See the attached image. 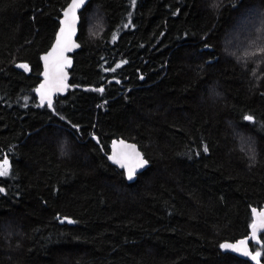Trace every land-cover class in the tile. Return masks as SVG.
Instances as JSON below:
<instances>
[{"label":"trees","instance_id":"1","mask_svg":"<svg viewBox=\"0 0 264 264\" xmlns=\"http://www.w3.org/2000/svg\"><path fill=\"white\" fill-rule=\"evenodd\" d=\"M58 1L69 2L0 0V160L9 163L0 176V264H247L219 245L246 236L252 207L264 205V0H89L69 82L103 91L69 88L40 106L39 56L66 6ZM207 10L212 20L200 17ZM7 27L13 39L3 38ZM119 137L149 161L132 182L105 155ZM192 200L199 212L209 207L195 213ZM259 237L264 264V230Z\"/></svg>","mask_w":264,"mask_h":264},{"label":"water","instance_id":"2","mask_svg":"<svg viewBox=\"0 0 264 264\" xmlns=\"http://www.w3.org/2000/svg\"><path fill=\"white\" fill-rule=\"evenodd\" d=\"M89 2V0H85V3L81 5L80 8L76 10L75 13V23L72 25V34L70 36V44L67 50L63 51L62 56L60 57V63L62 64V67L55 69L54 71V76L57 81L62 80L63 86L60 84L56 85H51L50 84V91H48V96L41 101V96L40 92L37 91L40 89V86L42 84H45L46 78H45V71H46V62L43 59L46 55H48L50 52L53 51L54 48L57 47V40L60 35V29L63 26L62 21L65 19L64 13L68 11L70 5L73 3V0H69V2L66 4L64 9L61 11V16L59 18V26L57 28V31L55 33L54 39L49 46V48L40 54L39 59L41 63V72H40V81L37 83V85L34 88V94L36 96L37 103L40 106L43 105H48V99H51V103L54 102L55 97L64 95L69 88H78V89H83V90H95L98 91V89H103L101 86H93V85H86V86H80V85H73L70 84V69L72 68L74 64V54L75 52L81 47L80 42L77 40L78 32H79V24L81 21V11L83 8L86 6V4ZM53 64L50 58V61L48 63V70L50 71V75L53 74ZM106 158L108 159L109 163L112 165L116 166L119 169H122L124 172V176L127 180V182H132L136 179V176L143 170L145 169L149 161L144 157L142 151L140 150L139 146L129 140H126L122 137H119L117 139H112L109 145V152L105 153ZM143 158L144 160H147V164L144 165L143 167H136L137 163L139 162V158ZM133 168L135 170V175L131 180L127 178L128 176V169ZM255 210V212L253 211ZM252 212V222L249 227V232L246 236L237 238L236 240H225L223 241L222 244L228 243V244H233L236 245L238 244L239 241H246V248L247 251L251 252L253 255H255V252H253L250 248V243H259L260 242V237H259V232L263 231L264 229H258L257 234H256V239H252V228L251 225L252 223L256 220V215L255 213H260L264 212V205L260 208L258 207H252L251 209ZM224 250V249H223ZM225 252L234 254L240 258L247 259L249 260L252 264H257L256 260H253L251 256H246L243 254V251L241 252H236L234 250H224ZM258 262L259 264H263V262L260 260V257H258Z\"/></svg>","mask_w":264,"mask_h":264},{"label":"snow or ice","instance_id":"3","mask_svg":"<svg viewBox=\"0 0 264 264\" xmlns=\"http://www.w3.org/2000/svg\"><path fill=\"white\" fill-rule=\"evenodd\" d=\"M85 3V0H73V3L70 5L68 11L64 13L65 19L62 21V27L60 29V35L57 40V47L53 49L52 52H50L48 55H46L43 59L46 62V71L44 73L46 82L45 84H42L40 86V89L37 91L40 92L41 96V101L48 96V91H50V84L51 85H56L57 83L63 86L62 80L57 81L54 76V71L57 68L62 67V64L60 63V57L63 54V51L67 50L70 44V36L72 34V25L75 23V13L78 8L81 7ZM133 3H135V0H133ZM127 27V25H125ZM260 51H264V49H260ZM52 61L53 64V74L50 75V71L48 70V63ZM23 68H27L28 66L26 64L20 65ZM120 65L118 64L117 67ZM110 71H115V69H109ZM98 91H103V89H98ZM48 106L51 107V99H48ZM246 121L252 122L253 117L252 116H246L244 118ZM203 151L206 153L208 151V147L206 145L203 146ZM148 162L147 160H144L142 157L139 158V162L137 163L136 167H143L146 165ZM9 174V169H8V161L5 159L4 163L0 165V176H6ZM135 175V170L133 168L128 169V176L127 178L131 180L133 176ZM4 191L2 188H0V192ZM255 212V210H253ZM256 215V220L252 223L251 228H252V239H256V234L258 229H264V212L260 213H255ZM221 249L224 250H234L236 252H241L243 251V254L246 256H251L253 260L258 262V257L261 255L260 252H256L255 255H253L251 252L247 251L246 248V241H239L238 244L233 245V244H221L220 245Z\"/></svg>","mask_w":264,"mask_h":264},{"label":"bare ground","instance_id":"4","mask_svg":"<svg viewBox=\"0 0 264 264\" xmlns=\"http://www.w3.org/2000/svg\"><path fill=\"white\" fill-rule=\"evenodd\" d=\"M204 1H205V2H204ZM204 1H203V2L207 5V2H206L207 0H204ZM213 1L216 2V3H214V4H218L216 0H213ZM213 1L211 0V3H212ZM251 1H252V0H251ZM256 1H258V0H256ZM259 1H260V0H259ZM259 1H258V3H260V2L263 1V0H261L260 2H259ZM91 2H92V1H91ZM218 2H219V0H218ZM247 2H248V1H247ZM254 2H255V0H254ZM60 3H61V1H60ZM60 3H59V1H58V4H59V5H61L62 3H65V4H66V1L62 2L61 4H60ZM193 3H194V2H193ZM209 3H210V2H209ZM211 3H210V4H211ZM194 4H195V3H194ZM201 4H202V3H201ZM214 4L212 3L211 6H214V7H215ZM250 4H251V2H250ZM250 4H249V5H250ZM159 5H161V3H160ZM159 5H158V6H159ZM199 5H200V4H199ZM208 5H209V4H208ZM258 5H259V4H258ZM260 5H261V4H260ZM55 6H56V4H55ZM61 6H63V5H61ZM90 6H91V4H90ZM191 6H192V5H191ZM191 6H190V7H191ZM195 6H197V5H195ZM209 6H210V5H209ZM261 6L263 7V6H264V3H263ZM261 6H260V7H261ZM63 7H64V6H63ZM63 7H62V8H63ZM190 7H189V8H190ZM198 7H199V6H198ZM198 7H197V8H198ZM214 7H213V8H214ZM260 7H259V8H260ZM84 8H85V7H84ZM136 8H138V7H136ZM193 8H194V7H193ZM201 8H203V7H200V10H203V11L205 10V9H201ZM206 8H207V7H206ZM250 8H252V7H250ZM253 8H254V4H253ZM253 8H252V9H253ZM257 8H258V7H257ZM140 9H141V8H140ZM194 9H195V8H194ZM207 9L209 10V8H207ZM211 9H212V8L210 7V10H211ZM58 10H59V8H58ZM150 10H151V9H150ZM152 10H153V8H152ZM188 10H190V9H188ZM197 10H198V9H196V11H197ZM200 10H199V11H200ZM208 10H207V11H208ZM83 11L85 12V10H83ZM83 11H82V12H83ZM130 11H131V10H130ZM138 11H139V10H138ZM147 11H149V10L147 9ZM191 11H192V10H191ZM194 11H195V10H194ZM207 11H205V12H207ZM212 11H213V9H212ZM57 12H58V11H57ZM152 12H153V11H152ZM154 12H155V11H154ZM187 12H188V11H187ZM214 12H215V11H214ZM214 12H212V14H213ZM220 12H221V11L219 10V12H218V13H219V15H218L219 17H220V14L222 15V13H220ZM185 13H186V12H185ZM191 13H192V12H191ZM200 13H201V12H200ZM200 13H199V15H200ZM210 13H211V12H210ZM147 14H148V12H147ZM152 14H153V13H152ZM161 14H162V13H161ZM189 14H190V13H189ZM189 14H188V15H189ZM194 14H195V13H194ZM214 14H215V13H214ZM57 15H58V14H57ZM57 15H56V16H57ZM59 15H60V13H59ZM162 15H163V14H162ZM191 15H193V13H192ZM204 15H205V16H204ZM206 15H207V17H206ZM208 15H209V11L207 12V14L203 12V13H202V16L200 15V17L203 18V16H204V17H205L204 20H205V21H208L206 18H208V17H209V18H212V17L214 16V15H213V16L211 17V15H209V16H208ZM60 16H61V15H60ZM146 16H147V15H146ZM149 16H150V15H149ZM58 17H59V16H58ZM58 17H57V18H58ZM134 17H135V16H134ZM143 17H144V16H143ZM156 17H157V16H156ZM191 17H192V16H191ZM57 18H56V19H57ZM59 18H60V17H59ZM151 18H153V17H151ZM185 18H186V16L183 18L184 21H185ZM198 18H199V17H198ZM209 18H208V19H209ZM138 19H139V18H138ZM146 19H147V18H145V20H146ZM160 19H161V18H160ZM181 19H182V18H181ZM193 19H194V18H193ZM199 19H201V18H199ZM219 19H220V18H219ZM219 19H217V20H219ZM154 20H156V19H154ZM186 20H187V19H186ZM201 20H203V19H201ZM209 20H212V19H209ZM230 20H231V19H229L228 21H230ZM124 21H125V20H124ZM141 21H142V19H141ZM141 21H140V22H141ZM192 21H194V20H192ZM58 22H59V20H58ZM58 22H57V24H58ZM126 22H127V21H126ZM129 22H130V21H129ZM157 22H159V20H158ZM170 22H171V21H170ZM173 22H174V20H173ZM199 22H200V21H199ZM216 22H217V21H216ZM148 23H149V22H148ZM177 23H178V25H179V22H177ZM202 23H203V21H202ZM206 23H207V22H206ZM209 23H210V22H209ZM217 23H218V22H217ZM221 23H223V22H221ZM228 23H230V22H228ZM1 24H2V23H1ZM129 24H130V23H129ZM139 24H140V23H139ZM195 24H196V23H195ZM131 25H132V23H131L129 26H131ZM147 25H148V24H147ZM164 25H165V24H164ZM171 25H172V24H171ZM175 25H176V24H175ZM180 25H181V23H180ZM182 25H183V22H182ZM199 25H201V24H199ZM199 25H198V26H199ZM207 25H208V24H207ZM213 25H214V24H213ZM229 25L231 26V23L228 24V26H229ZM135 26H136V25H135ZM150 26H151V25H150ZM173 26H174V24H173ZM202 26H203V24H202ZM215 26H216V23H215ZM226 26H227V24L224 26V29H225ZM228 26H227V27H228ZM230 26H229V27H230ZM56 27H57V26H56ZM123 27H124V23H123ZM154 27H155V22H154ZM154 27H152V28H154ZM167 27H168V26H167ZM175 27H176V26H175ZM178 27H179V26H178ZM187 27H189V26H187ZM195 27H196V25H195ZM199 27H200V26H199ZM203 27H205V26H203ZM229 27H228V28H229ZM0 28H1V27H0ZM155 28H156V27H155ZM180 28H182V27L180 26ZM197 28H198V27H197ZM222 28H223V27H222ZM7 29H8V30H6V28L4 29V31H5L4 34H5L7 31L9 32V30H10V31L12 30V28L9 29L8 27H7ZM199 29H202V33H203L204 28H201V27H200ZM230 29H231V28H230ZM2 30H3V26H2ZM120 30H122V29H120ZM120 30L118 29V33L120 32ZM159 30H160V29H159ZM177 30H178V29H177ZM195 30H196V28H195ZM205 30H206V28H205ZM214 30H215V29L212 28V29H211V32L214 31ZM220 30H222V29H220ZM13 31H14V30H13ZM192 31H194V30H192ZM192 31L189 30L190 33H193V34H194V32H192ZM197 31H198V30H197ZM197 31H196V32H197ZM209 31H210V30H209ZM209 31H208V33H209ZM227 31H229V29H228ZM129 32H130V31H129ZM129 32H128V33H129ZM149 32H151V31H149ZM199 32H201V31H199ZM199 32H198V33H199ZM216 32H218V33L221 32V33H222V31H219V29H218V31L216 30ZM223 32H224L223 35L226 36L225 31H223ZM9 33L12 34L13 36H12V35H11V36H10V35H5V36H3V38H4V37H5V38H8L7 36H9V38H10V37H11V38L14 37L13 32H9ZM161 33H162V32H161ZM165 33H166V32H165ZM212 33H213V32H212ZM226 33H228V32H226ZM229 33H230V32H229ZM229 33H228V34H229ZM0 34H2V31H1ZM134 34H135V33H134ZM200 34H201V33H200ZM200 34H199V35H200ZM115 35H116V34H115ZM129 35H130V34H129ZM215 35H216V33H215ZM215 35H213V37H215ZM159 36H160V35H159ZM195 36H196V35H195ZM211 36H212V35H211ZM216 36L218 37V34H217ZM224 36H223V37H224ZM113 37H114V36H113ZM193 37H194V36H193ZM198 37H199V36H198ZM219 37H221L220 34H219ZM5 38H4V39H5ZM9 38H8V39H9ZM170 38H172V37H170ZM194 38H195V37H194ZM1 39H2V38H1ZM12 39H13V38H12ZM112 39H113V38H112ZM202 39H203V38H202ZM6 40H7V39H6ZM10 40H11V39H10ZM110 40H111V39H110ZM184 40H185V39H184ZM204 40H205V39H204ZM8 41H9V40H8ZM8 41H7V42H8ZM189 41H190V40H189ZM195 41H196V40H195ZM0 42H1V41H0ZM4 42H6V41H4ZM177 42H178V41H177ZM203 42H204V41H203ZM205 42H206V40H205ZM2 43H3V42H2ZM153 43H154V42H153ZM197 43H198V41H197ZM173 44H174V43H173ZM199 44H200V41H199ZM148 45H149V44H148ZM148 45H147V46H148ZM152 45H154V44H152ZM157 45H158V44H157ZM184 45H186V44L184 43ZM202 45H203V44H202ZM220 45H221V44H220ZM48 46H49V45H48ZM155 46H156V45H155ZM175 46H176V45H175ZM177 46H178V45H177ZM188 46H190V45H188ZM84 47H85V46H84ZM151 47H152V46H151ZM179 47H180V46H179ZM184 47H185V46H184ZM184 47H182V49H186V48H184ZM222 47H223V45H222ZM190 48H192V47H190ZM45 49H46V48H45ZM121 49H122V48H121ZM172 49H173V48H172ZM178 49H179V48H178ZM178 49H177V50H178ZM46 50H47V49H46ZM174 50H175V48H174ZM207 50H208V49H207ZM43 51H44V50H43ZM179 51H180V49H179ZM183 51L188 52L187 50H182V52H183ZM210 51H211V49H210ZM96 52H97V51H96ZM98 52H100V49H99ZM116 52H117V51H116ZM153 52H154V51H153ZM172 52H173V51H172ZM176 52H177V51H176ZM118 53H119V52H118ZM144 53H145V52H144ZM149 53H150V52H149ZM96 54H97V53H95V55H96ZM122 54H124V53L122 52ZM158 54H159V53H158ZM186 54H188V53H186ZM190 54H191V53H189V56H191ZM90 56H91V55H90ZM97 56H98V55H96V57H97ZM116 56H117V54H116ZM119 56H120V55H119ZM123 56H124V55L121 56L122 59H123ZM152 56H153V55H152ZM88 57H89V56H88ZM93 57H94V55H93ZM96 57H95L94 59H96ZM100 57H101V56H100ZM168 57H169V56H168ZM97 58H98V57H97ZM118 58H119V57H118ZM124 58H125V57H124ZM90 59H93V58L91 57ZM94 59H93V60H94ZM151 59H152V58H151ZM88 60H89V59H88ZM116 60H118V59H116ZM123 60H124V59H123ZM127 60H128V59H127ZM39 61H40V60H39ZM120 61H122L121 58H120ZM162 62H163V61H162ZM166 62H168V59H167ZM150 64H151V63H150ZM158 64H159V63H158ZM158 64H157V65H158ZM160 66H161V65H160ZM83 67H84V66H83ZM156 67H158V66H156ZM124 68H125V67H124ZM128 68H129V67H128ZM166 68H167V67H166ZM166 68H165V69H166ZM156 69H157V68H156ZM159 69H162V68H159ZM131 70H132V69H130V71H131ZM158 71H159V70H158ZM153 72H154V71H153ZM125 73H126V72H125ZM163 75H164V74H163ZM163 75H162V76H163ZM178 77H179V75H178ZM181 77L184 79L183 76H180L179 78L181 79ZM186 78H187V77H186ZM188 78H189V77H188ZM190 80H192V79H190ZM190 80H189V81H190ZM179 81L181 82V80H179ZM184 81H185V80H184ZM182 82H183V81H182ZM187 83H188V82L186 81V84H187ZM191 83H192V82H191ZM193 83H194V81H193ZM193 83H192V84H193ZM73 84H74V83H73ZM178 84H179V83H178ZM186 84H185V85H186ZM188 84H189V83H188ZM36 85H37V84H36ZM182 85H183V84H182ZM182 85L180 84L181 87H182ZM189 85H190V84H189ZM194 85H195V83H194ZM196 85H197V84H196ZM186 86H187V85H186ZM191 87H192V86H191ZM196 87H197V86H196ZM33 93H34V92H33ZM67 94H68V93H67ZM34 96H35V95H34ZM34 96H33V97H34ZM57 98H59V97H57ZM33 99H34V98H33ZM176 100H177V99H176ZM179 100H181V99H179ZM36 101H37V100H36ZM181 101H182V100H181ZM141 102H142V101H141ZM36 103H37V102H36ZM176 103H177V102H176ZM178 103H181V102L179 101ZM184 103H186V102H184ZM184 103H183V104H184ZM96 104H97V103H96ZM99 104H100V103H99ZM145 104H146V102H145ZM140 105H142V104H140ZM180 105H182V104H178V106H180ZM184 105H185V104H184ZM263 105H264V104H263ZM178 106H177V107H178ZM141 107H142V106H141ZM145 107H148V105L145 106ZM180 107H181V106H180ZM183 107H184L183 109H185V106H183ZM142 108H144V106H143ZM181 108H182V107H181ZM181 108H180V110H181ZM186 108H187V106H186ZM145 109H146V108H145ZM182 111H183V110H182ZM185 111H186V110H185ZM244 114H245V113H244ZM247 114H248V113H247ZM249 114H250V113H249ZM97 116H98V115H97ZM244 116H245V115H244ZM244 118H245V117H244ZM4 125H5V124H4ZM116 136H117V135H116ZM122 136H124V135H122ZM168 136H170V135H168ZM88 137H89V136H88ZM117 137H118V136H117ZM93 138H94V137H93ZM112 138H113V137H112ZM167 138H168V137L166 136V139H167ZM169 138H170V137H169ZM19 139H20V138H19ZM24 139H25V138H24ZM116 139H117V138H116ZM163 139H164V138H163ZM163 139H161V141H163ZM172 139H173V138H172ZM17 140H18V139H17ZM20 140H21V139H20ZM127 140H129V139H127ZM170 140H171V139H170ZM226 140H227V139H226ZM22 141H23V140H22ZM24 141H26V140H24ZM171 141H172V140H171ZM171 141H167V142L171 144ZM164 142H165V141H163L162 144H164L163 146H165V148H166V145H165ZM224 142H225V141H224ZM226 142H227V141H226ZM22 143H26V142H22ZM109 143H110V142H109ZM160 143H161V142H160ZM162 144H161V145H162ZM170 144H169V145H170ZM23 146H24V145H23ZM25 147H26V144H25ZM168 147H169V146H168ZM168 147H167V148H168ZM140 148H141V147H140ZM174 148H175V146H174ZM108 149H109V147H108ZM177 149H179V148H177ZM177 151H178V150H177ZM102 152H103V151H102ZM106 152H108V151H106ZM231 153H232V152H231ZM235 154H236V153H235ZM237 154H238V152H237ZM229 155H230V154H229ZM238 155H239V154H238ZM103 156H105V155H103ZM229 157H230V158H228L229 160H230L231 158H232V161L234 160V158L232 157V155H230ZM234 157L237 158L238 156H234ZM243 157H245V156L243 155ZM245 158H246V157H245ZM228 159H227V160H228ZM239 159H240V158H239ZM239 159H238V160H239ZM241 160H242V156H241L240 162H241ZM244 160H245V159H244ZM230 161H231V160H230ZM235 161H236V163H240V162H237L236 159H235ZM108 162H109V161H108ZM233 163H234V161H233ZM244 163H245V162H244ZM206 164H207V163H206ZM0 165H2V164H0ZM204 165H205V164H204ZM207 165H209V164H207ZM207 165H206V166H207ZM234 165H236V164L234 163ZM234 165L232 164V166H234ZM240 165H241V164H240ZM242 166H243V164H242ZM262 166H263V165H262ZM76 167H77V166H76ZM235 167H236V166H235ZM77 168H78V167H77ZM238 168H240V167H238ZM238 168H237V169H238ZM78 169H79V170H77V169L75 168V169H74V172H75L76 170L79 171V172H80V171H81V172H84V171L80 170V167H79ZM120 170H121V169H120ZM201 170H202V169H201ZM203 170H204V169H203ZM238 170H239V169H238ZM122 172H123V170H122ZM165 172H166L165 174L168 176L167 172H169V171H165ZM244 172H245V171H244ZM101 173H102V172H101ZM141 173H142V172H141ZM163 173H164V172H163ZM184 173H185V172H184ZM238 173L241 174L240 171H238ZM170 174H171V173H169V177H173V176H172L173 173H172V175H170ZM187 174H188V173H187ZM245 174H246V173H245ZM81 175H82V174H80V176H81ZM84 175H85V173L83 174V177H85ZM96 175H98V174H96ZM102 175H103V174H100V176H102ZM138 175H139V174H138ZM175 175H176V174H175ZM177 175H178V174H177ZM242 175H243V174H242ZM246 175H247V174H246ZM246 175H245V176H246ZM94 176H95V174H94ZM100 176H99V177H100ZM103 176H104V175H103ZM106 176H107V175H105V177H106ZM245 176L243 177V179H246V178H247V177L245 178ZM247 176H248V175H247ZM75 177H76V176H75ZM77 177L79 178V174L77 175ZM81 177H82V176H81ZM81 177H80V178H81ZM96 177H97V176H96ZM96 177H95V178H96ZM137 177H138V176H137ZM178 177L180 178V174H179ZM178 177H177V178H178ZM181 177H182V175H181ZM240 177H241V176H240ZM95 178H94L95 182H96V181H99V179L96 180ZM103 178H104V177H103ZM103 178H102V179H103ZM106 178H108V176H107ZM173 178H174V177H173ZM173 178H172V179H173ZM177 178L175 177V179H176L175 182L178 180ZM90 179H91V178H90ZM170 179H171V178H170ZM241 179H242V178H241ZM249 179H251V178L248 177V179H246V180H249ZM79 180L81 181V179H79ZM94 180H93V181L90 180V181H89V184H87V185H90V186H91V182H94ZM173 180H174V179H173ZM179 180H180V179H179ZM181 180H182V179H181ZM181 180H180V181H181ZM186 180H189V179H186ZM186 180H185V181H186ZM83 181H85V180H83ZM100 181H101V179H100ZM242 181H243V180H242ZM249 181L251 182L252 180H249ZM87 182H88V181H87ZM87 182H86V183H87ZM177 182H179V181H177ZM177 182H176V183H177ZM183 182H184V181H183ZM183 182H182V183H183ZM189 182H192V183L189 184V185H190L189 188L191 189V185L193 186V185H194V182H193V180H192V181L190 180ZM189 182H188V183H189ZM80 183H81V182H80ZM82 183H83V185H84V182H82ZM97 183H98L99 185H101V183H99V182H97ZM180 183H181V182H180ZM247 183H249V182H247ZM94 184H95V183H94ZM183 184H184V183H183ZM185 184H186V183H185ZM96 185H97V184H96ZM178 185H179V183H178ZM178 185H177V187H178ZM197 185H198V183H197ZM197 185H196V186H197ZM199 185H200V184H199ZM199 185H198V186H199ZM97 186H98V185H97ZM97 186H95V188H96ZM182 186H183L182 189L185 190V189H184L185 186H184V185H182ZM83 187H84V186H83ZM193 187H194V186H193ZM81 188H82V187H81ZM84 188H85V187H84ZM86 188H88V187L86 186ZM86 188H85V191H87ZM93 188H94V187H93ZM173 188L176 189V191H177V188H176V187H173ZM194 188L197 190L196 187H194ZM194 188H193V189H194ZM199 188H200V187H199ZM202 188H204V187H202ZM88 189H89V188H88ZM170 189H171V188H170ZM182 189H181V190H182ZM179 190H180V189H178L177 193L179 192ZM196 190H191V191H193V192L195 191L194 194L196 195ZM203 190H204V189H203ZM203 190H202V191H203ZM205 190H206V189H205ZM208 190H209V189H207V195H209V194H208ZM164 191H165V190H164ZM166 191H168V190H166ZM89 192H92V191L89 190ZM180 192L182 193V191H180ZM186 192H187V191H186ZM186 192H184V194H185L187 197H184V196H182V194H181L182 198L184 197L186 200H184V199L182 200L181 197L179 198V199L182 200V202H183V201H187V199H189L188 196H189L190 194L187 193V194H188V195H187ZM193 192H192V193H193ZM165 193H166V192H165ZM173 193H174L175 195L177 194L175 191H174ZM204 193H205V191H204ZM209 193H210V192H209ZM86 194H87V193H86ZM167 194H168V193H167ZM184 194H183V195H184ZM199 194H200V193H199ZM87 195H88V194H87ZM91 195H92V194H91ZM172 195H173V194H172ZM204 195L207 197L206 193H205ZM176 196L179 197L178 195H176ZM190 197H191V198L194 197L195 200H198V199H196V198H199L197 195H196V196H193V195H192V196H190ZM200 197H201V196H200ZM202 197H204V196L202 195ZM202 197H201L200 199H202ZM73 198H74V197H73ZM75 198L77 199L78 197H75ZM91 199H92V198H91ZM204 199H205V198H204ZM206 200H207V198H206ZM212 200H213V199H212ZM215 200H217V199H215ZM73 201H75V200H73ZM179 201H180V200H179ZM189 201H190V200H189ZM189 201H188V202H189ZM192 201L194 202V200H192ZM198 201H199V202H198L199 204H200V202L203 203L201 200H198ZM203 201H204V204H205V200H203ZM213 201H214V200H213ZM213 201H212V202H213ZM76 202H77V201H76ZM177 202H178V201H177ZM188 202H186V203L188 204ZM193 202H192V203H193ZM214 202H215V201H214ZM214 202H213V203H214ZM78 203H79V202H78ZM78 203H77L76 205H78ZM179 203H180V202H179ZM183 203H184V202H183ZM183 203H182V204H183ZM190 203H191V202H189L188 205H190ZM210 203H211V201H210ZM210 203H209V204H210ZM215 203H216V202H215ZM184 204H185V203H184ZM196 204H197V203H196ZM206 204H207V202H206ZM179 205H180V204H179ZM179 205H178V206H179ZM192 205L194 206V205H195V202H194V204H191L190 207H193ZM200 205H201V204H200ZM213 205H215V204H213ZM213 205L211 204L212 208H213ZM218 205H219V204H218ZM250 205H251V204H250ZM180 206H181V205H180ZM183 206H184V205H183ZM186 206H187V205H186ZM186 206H185V207H186ZM195 206H196V205H195ZM201 206H202V205H201ZM204 206H205V205H204ZM211 206H210V207H211ZM215 206H217V205H215ZM215 206H214V207H215ZM253 206H254V205H253ZM197 207H198V206H197ZM197 207H196V208H197ZM202 207H203V206H202ZM205 207H206V206H205ZM205 207H204V208H205ZM207 207H209V206H207ZM207 207H206V208H207ZM247 207H248V206H247ZM193 208H194V207H193ZM200 208H201V207H200ZM204 208H202V209H204ZM191 209H192V208H191ZM202 209H200L201 212H202ZM192 210H194V212L196 211L195 213L201 214V212H199L198 209L196 210V209L194 208V209H192ZM190 211H191V210H190ZM197 211H198V212H197ZM204 211H205V210H204ZM204 211H203V212H204ZM207 211H208V210H207ZM207 211H205V212H207ZM181 212H182V211H181ZM194 212H193V213H194ZM183 213H184V212H183ZM183 213H182V215H183ZM191 213H192V211H191ZM191 213H188L189 216H188V217L185 216V217H186V218H190ZM195 213H194V214H195ZM206 214H207V213H206ZM20 215L22 216V214H20ZM20 215H19V216H20ZM24 215H25V214H24ZM24 215H23V217H24ZM185 215H186V214H185ZM192 215H193V214H192ZM207 215H208V214H207ZM12 216H13V215H12ZM14 216H15V215H14ZM17 216H18V215H17ZM17 216H16V218H17ZM19 216H18V217H19ZM21 216H20V217H21ZM199 216H200V215H199ZM223 216H224V215H223ZM223 216H222V219H223ZM226 216H227V215H226ZM226 216H225V217H226ZM9 217H10V216H8V218H9ZM20 217H19V221L23 219V218L21 219ZM195 217H196V215H195ZM191 218H192V217H191ZM13 219H15V218H13ZM13 219H12V222H14ZM224 219H225V218H224ZM226 219H227V217H226ZM250 219H251V218H250ZM6 220H7V218H6ZM24 220L26 221V218H25ZM182 220H183L182 222L185 223L184 219H182ZM185 220H186V222H187V220H189V219H185ZM194 220H196V218H195ZM227 220H230V218L228 217ZM233 220H234V219H233ZM236 221H237V220H236ZM244 221H246V218L244 219ZM6 222H7V221H6ZM6 222H5V223H6ZM20 222H21V221H20ZM22 222H23V224H25L24 221H22ZM190 222H191V221H188V224H189ZM194 222H195V221H194ZM211 222H212V221H211ZM224 222H226V221H224ZM229 222H230V224H232V223L235 222V220H234L233 222L230 220ZM241 222H242V221H241ZM15 223H16V221H15ZM15 223H13V224H15ZM192 223H193V222H192ZM195 223H196V222H195ZM238 223L240 224V222L237 221L234 225H237V226H238V225H239ZM7 224H8V222L6 223V225H7ZM13 224H12V226H13ZM17 224L19 225V222H17ZM185 224H186V223H185ZM9 225H10V224H9ZM9 225H8V226H9ZM193 225H194V224H193ZM234 225H233V226L231 225V227L234 228ZM242 225H244L243 222H242ZM242 225H241V228H243ZM14 226H15V225H14ZM21 226H22V224H21ZM21 226H20V227H21ZM239 226H240V225H239ZM245 226H246V224H245ZM17 227H18V226H17ZM248 227H250V226L248 225ZM6 228H8V227H6ZM10 228H11V227H10ZM18 228H19V227H18ZM235 228H236V226H235ZM237 228H238V227H237ZM239 228H240V227H239ZM245 229H247V227H246ZM8 230H9V228H8ZM14 230H16V229H14ZM10 231H11V230H10ZM244 231H245V230H244ZM242 232H243V231H242ZM242 232H241V233H242ZM246 233H247V232H246ZM238 234H239V233H238ZM238 234H237V235H238ZM242 234H243V233H242ZM242 234H241V236H242ZM244 234H245V232H244ZM189 235H190V233H189ZM261 235H262V233H261ZM238 236H239V235H238ZM238 236H236V237L238 238ZM173 237H174V236H173ZM231 237H232V236H231ZM231 237H229V238H231ZM234 237H235V234H234ZM234 237H232V239H233ZM174 238H175V237H174ZM174 238H173V239H174ZM232 239H231V240H232ZM235 239H236V238H235ZM174 241H175V240H174ZM263 241H264V240H263ZM190 242H191V241H190ZM180 243H181V242H180ZM180 243H179V244H180ZM193 243H194V242H193ZM252 243H253V242H252ZM177 244H178V242H177ZM189 244H191V243H189ZM180 245H181V244H180ZM182 245H183V244H182ZM186 245H187V244H186ZM193 245H194V244H193ZM193 245H192V246H193ZM188 246H191V245H188ZM219 246H220V245H219ZM178 247H179V249H178ZM178 247H177V252H179L178 250H181V249H182V248H180V246H178ZM195 247H196V246H195ZM251 247H253V245H252ZM175 248H176V247H175ZM185 248H186V246H185ZM185 248H184V250H185ZM218 248H219V247H218ZM188 249H189V247H188ZM193 249H194V248H193ZM196 249H198V248H196ZM252 249H253V248H252ZM182 250H183V249H182ZM182 250H181V251H182ZM191 250H192V249H191ZM217 250H218V249H217ZM181 251H180V252H181ZM186 251H188L187 248H186ZM219 251H220V250H219ZM177 252H176V253H177ZM183 252H185V251H183ZM194 252H195V251H194ZM190 253H191V252H190ZM197 253H198V252H197ZM179 254H180V253H179ZM179 254H178V255H179ZM182 254H183V253H181L180 256L184 257ZM192 254H193V252H192ZM170 255H172V254L170 253ZM170 255H168V256H170ZM185 255H186V254H185ZM222 255H223V254H222ZM234 256L236 257V255H234ZM191 257H192V256H191ZM195 257H196V256H195ZM231 257H232V256H231ZM236 258H237V257H236ZM236 258H235V261H236ZM262 258H263V257H262ZM160 259L162 260L163 258L160 257ZM190 259H191V260H190V263H191V262H194L196 259H198V257H197L195 260L193 259L194 261L192 260V258H190ZM238 259H239V257L237 258V260H238ZM184 260H185V258H184ZM239 260H242V259H239ZM246 260H247V259H246ZM162 261H163V260H162ZM242 261H243V262H247L248 260H247V261L242 260ZM149 262H150V261H149ZM187 262H189V261H187ZM238 262H241V261H238ZM249 262H250V261H249ZM249 262H247V264H248ZM151 263H152V261H151ZM249 264H250V263H249Z\"/></svg>","mask_w":264,"mask_h":264},{"label":"rangeland","instance_id":"5","mask_svg":"<svg viewBox=\"0 0 264 264\" xmlns=\"http://www.w3.org/2000/svg\"><path fill=\"white\" fill-rule=\"evenodd\" d=\"M5 159L0 160V164L4 163ZM8 169H9V163H8ZM260 245L257 246V248H255V252H260L261 251V245L262 243H259Z\"/></svg>","mask_w":264,"mask_h":264}]
</instances>
